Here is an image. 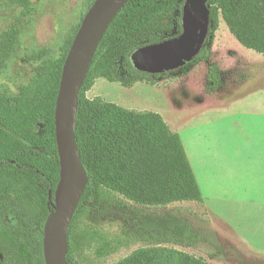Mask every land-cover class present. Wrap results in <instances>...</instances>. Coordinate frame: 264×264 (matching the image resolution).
<instances>
[{
    "label": "trees",
    "instance_id": "16d2710c",
    "mask_svg": "<svg viewBox=\"0 0 264 264\" xmlns=\"http://www.w3.org/2000/svg\"><path fill=\"white\" fill-rule=\"evenodd\" d=\"M185 1L129 0L94 54L79 94L75 134L89 181L68 231L69 264H79V252L93 245L98 235L95 228L108 216L111 223L120 221L121 234L100 242L95 250L98 257L109 256L133 242L183 248L205 244L222 253L215 232L205 229L209 220H198L196 227L173 211L144 210L174 202L203 204L180 136L158 113L129 110L99 97H86L97 78L131 88L142 82L154 84L190 65L207 62L219 17L243 47L264 55V0H209L208 32L190 62L160 74L136 69L131 60L136 50L182 34ZM80 26L73 30L59 58L43 59L17 94L0 95V264H46L44 227L55 209L60 178L56 100L63 66ZM7 53V47L0 44L1 65ZM44 56L46 52L38 57ZM222 87L220 66L213 63L208 68L206 92L213 94ZM120 196L140 208L118 200ZM116 264L209 263L160 247L137 252Z\"/></svg>",
    "mask_w": 264,
    "mask_h": 264
},
{
    "label": "rangeland",
    "instance_id": "374dc122",
    "mask_svg": "<svg viewBox=\"0 0 264 264\" xmlns=\"http://www.w3.org/2000/svg\"><path fill=\"white\" fill-rule=\"evenodd\" d=\"M91 3L92 0H0V44L6 46L8 51L7 59L0 64V95L17 94L35 75L43 59L60 57L73 30L82 23L91 8ZM42 52H46V56L39 59ZM263 60V54L243 47L219 17L211 58L207 62L190 65L157 79L154 84L142 82L131 88L97 78L86 97H99L129 110L158 113L185 143L194 134L199 135L206 129H191L190 124L197 127L218 115L215 110L208 114L201 110L190 113L191 110L211 106L210 95L206 92L209 66L213 63L220 65L225 85L219 91H228L243 78L247 79L252 74L256 75L259 69H264L257 66ZM247 62L250 63L248 68L244 67ZM246 69L250 70L249 73H245ZM252 79L256 80L254 77ZM208 131V135L201 134L210 142L215 141V126ZM207 199L208 211L218 233L203 204L174 202L144 210L150 213L173 211L193 221L196 227L198 220H209L210 225H205V229L215 232L222 253L205 244L197 248H183L174 245L152 247L133 242L109 256L98 257L95 250L99 243L114 240L121 234L120 221L111 223L108 216L104 224L95 228L98 235L93 245L79 252L78 263L116 264L137 252L161 247L204 258L209 264H264V206ZM118 200L140 208L121 196ZM210 253L214 254L213 258L209 256Z\"/></svg>",
    "mask_w": 264,
    "mask_h": 264
},
{
    "label": "water",
    "instance_id": "95a60500",
    "mask_svg": "<svg viewBox=\"0 0 264 264\" xmlns=\"http://www.w3.org/2000/svg\"><path fill=\"white\" fill-rule=\"evenodd\" d=\"M129 0H95L73 40L65 60L55 108V135L60 178L55 209L46 220L43 250L46 264H69L68 231L89 177L76 141L79 94L94 54L108 27ZM209 0H186L180 36L136 50V69L150 74L178 69L199 52L209 27Z\"/></svg>",
    "mask_w": 264,
    "mask_h": 264
},
{
    "label": "crops",
    "instance_id": "0c3cea01",
    "mask_svg": "<svg viewBox=\"0 0 264 264\" xmlns=\"http://www.w3.org/2000/svg\"><path fill=\"white\" fill-rule=\"evenodd\" d=\"M257 66L264 67V60ZM247 79L243 78L232 90L219 91L224 88L223 80L222 88L208 93L211 106L191 110L190 113L201 110L206 114L217 111L218 115L205 124L189 126L206 128L203 135L215 126V141L210 142L201 133L182 141L209 217L207 198L264 206V69ZM210 220L217 231L215 221Z\"/></svg>",
    "mask_w": 264,
    "mask_h": 264
}]
</instances>
